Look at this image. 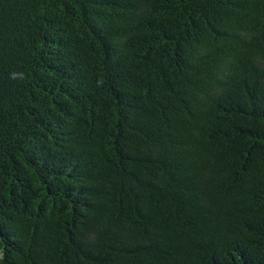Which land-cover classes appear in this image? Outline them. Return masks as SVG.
<instances>
[{
  "label": "trees",
  "instance_id": "1",
  "mask_svg": "<svg viewBox=\"0 0 264 264\" xmlns=\"http://www.w3.org/2000/svg\"><path fill=\"white\" fill-rule=\"evenodd\" d=\"M0 264H264V0H0Z\"/></svg>",
  "mask_w": 264,
  "mask_h": 264
}]
</instances>
